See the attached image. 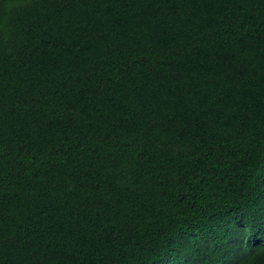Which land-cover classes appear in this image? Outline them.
<instances>
[{
	"label": "trees",
	"instance_id": "trees-1",
	"mask_svg": "<svg viewBox=\"0 0 264 264\" xmlns=\"http://www.w3.org/2000/svg\"><path fill=\"white\" fill-rule=\"evenodd\" d=\"M0 264H264V0H0Z\"/></svg>",
	"mask_w": 264,
	"mask_h": 264
}]
</instances>
